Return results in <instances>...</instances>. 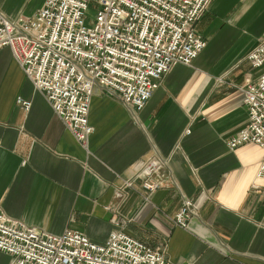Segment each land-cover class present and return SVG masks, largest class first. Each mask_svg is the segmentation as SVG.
I'll return each mask as SVG.
<instances>
[{
    "label": "crops",
    "instance_id": "1",
    "mask_svg": "<svg viewBox=\"0 0 264 264\" xmlns=\"http://www.w3.org/2000/svg\"><path fill=\"white\" fill-rule=\"evenodd\" d=\"M46 0H0V12L33 17ZM205 48L175 64L141 110L96 85L93 128L81 144L0 48V208L39 231L72 230L97 244L123 231L163 250L170 264H264L263 150L227 142L247 122L244 91L264 66L246 59L264 34V0H212L195 24ZM18 98L30 102L28 109ZM162 163L148 192L136 178ZM183 198L194 215L175 226ZM0 250V264H11Z\"/></svg>",
    "mask_w": 264,
    "mask_h": 264
},
{
    "label": "built area",
    "instance_id": "2",
    "mask_svg": "<svg viewBox=\"0 0 264 264\" xmlns=\"http://www.w3.org/2000/svg\"><path fill=\"white\" fill-rule=\"evenodd\" d=\"M211 1L46 0L33 17L11 19L0 12V48H10L64 126L85 144L93 131L88 115L94 86L141 110L173 65H190L205 48L195 24ZM90 6L95 11L86 25ZM246 59L253 68L264 66V34ZM244 96L247 122L227 145L231 150L245 143L260 146L257 176L264 178V73L247 81ZM18 103L30 107L21 98ZM161 168L152 159L136 174L143 189L160 188L150 177ZM193 215L191 200L183 198L172 222L186 229ZM0 250L11 256V264H170L163 250L123 231H113L97 244L72 230L39 231L1 208Z\"/></svg>",
    "mask_w": 264,
    "mask_h": 264
},
{
    "label": "rangeland",
    "instance_id": "3",
    "mask_svg": "<svg viewBox=\"0 0 264 264\" xmlns=\"http://www.w3.org/2000/svg\"><path fill=\"white\" fill-rule=\"evenodd\" d=\"M94 11H95V9L92 6H90L89 7V10H88V16H89V18H87L85 20V24L86 25H89L90 24V18L93 16Z\"/></svg>",
    "mask_w": 264,
    "mask_h": 264
}]
</instances>
